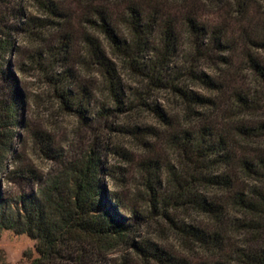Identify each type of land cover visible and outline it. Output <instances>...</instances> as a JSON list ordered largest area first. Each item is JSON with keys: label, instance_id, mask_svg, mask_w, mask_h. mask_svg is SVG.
I'll use <instances>...</instances> for the list:
<instances>
[{"label": "trees", "instance_id": "trees-1", "mask_svg": "<svg viewBox=\"0 0 264 264\" xmlns=\"http://www.w3.org/2000/svg\"><path fill=\"white\" fill-rule=\"evenodd\" d=\"M206 1L214 9L226 2ZM63 2L0 0V236L12 230L34 239L36 256L29 264H112L119 247L143 264H185L141 239L161 220L203 257L197 264H264L261 53H240L243 66L235 74L243 79L227 92L223 73L234 53H221L227 51L226 33L199 22L190 0H82L84 45L102 79L101 99L95 89L74 90L69 76L53 72L60 53L49 54L40 64L61 108L78 124L70 138L59 140L26 120L18 73L27 46L66 21ZM249 2L231 0L227 7L239 18L249 12ZM183 43L189 60L212 68L211 74L193 65L180 76L169 71ZM146 53L154 60H145ZM111 56L145 81L142 89L127 90ZM151 88L168 90L178 111L148 101ZM114 136L148 152L160 143L175 153L178 171L159 156L142 159L153 209L106 191L105 179L123 182L109 156L130 162ZM162 172L172 184L165 194ZM180 206L191 208L199 221H175L170 214ZM0 264H9L2 250Z\"/></svg>", "mask_w": 264, "mask_h": 264}, {"label": "rangeland", "instance_id": "rangeland-1", "mask_svg": "<svg viewBox=\"0 0 264 264\" xmlns=\"http://www.w3.org/2000/svg\"><path fill=\"white\" fill-rule=\"evenodd\" d=\"M226 0L219 8H211L206 0H190V6L194 9L197 20L208 28H222L226 33L227 51L221 53H234L232 64L225 70L227 92L241 83L242 74L236 75L239 67L243 66L240 53H261L264 58V0H249V12L246 15L237 17L231 13ZM67 9L66 21L58 30L49 31L43 40L34 47L27 46L25 57L22 60V71L18 73L20 77L22 91L25 96L24 115L26 120L35 128H44L54 132L57 139L66 140L70 138L71 132L77 127V119L74 115L67 113L59 103L52 83L50 82L43 62L48 61L49 54L60 53L61 62L58 66L52 67L53 72L67 75L72 81V88L79 90L81 87L95 89V98L101 99V76L98 68L92 64L86 55L84 45V34L87 29L82 22L85 11V4L82 0H64ZM34 57L30 62L28 57ZM145 60H154L151 53L144 54ZM116 66L123 85L128 91L142 89L145 81L135 75L123 62L109 57ZM15 63V60L13 61ZM193 65L197 71L211 74L212 68L202 67L198 61L189 60L186 44L181 45V51L170 62L169 71L177 73L179 76L185 68ZM242 68V67H241ZM185 86L190 91H195L196 86L190 80H185ZM148 101L165 105L172 113L179 109L178 102L168 90L149 89L145 94ZM151 121V119H149ZM113 137V136H112ZM116 144L122 145L130 156V162H124L121 156H109L110 163L114 165L116 171L123 182L117 185L112 184L109 179H105L106 191H117L126 199L136 205H141L143 209H153L145 187L147 174L141 165L144 158H155L159 156L160 161L168 167L176 166V156L171 150L166 149L160 143H156L153 152H148L128 138L114 136ZM40 165H45L42 160ZM172 168V167H171ZM122 175V176H121ZM161 189L163 193H169L172 187L170 175L162 172ZM127 201V200H126ZM171 211V217L178 222L195 223L199 221L198 215L188 207H177ZM142 240L148 239L152 246H157L172 257L185 262V264H197L202 260L200 254H196L187 242H184L174 230L165 222L158 220L152 223L142 233ZM0 250L5 254L9 264H29L30 258L36 256L35 240L24 233H15L12 230H5L0 236ZM112 264H143L141 259L132 251L119 247L111 254ZM154 264V263H149Z\"/></svg>", "mask_w": 264, "mask_h": 264}]
</instances>
